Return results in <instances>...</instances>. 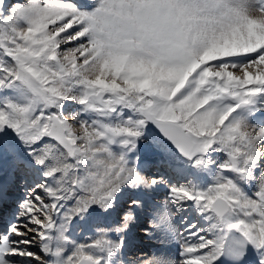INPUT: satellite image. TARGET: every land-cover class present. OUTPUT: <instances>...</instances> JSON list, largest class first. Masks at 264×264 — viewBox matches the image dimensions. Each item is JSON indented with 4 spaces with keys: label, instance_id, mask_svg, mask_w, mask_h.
Returning <instances> with one entry per match:
<instances>
[{
    "label": "snow or ice",
    "instance_id": "obj_1",
    "mask_svg": "<svg viewBox=\"0 0 264 264\" xmlns=\"http://www.w3.org/2000/svg\"><path fill=\"white\" fill-rule=\"evenodd\" d=\"M0 264H264V0H0Z\"/></svg>",
    "mask_w": 264,
    "mask_h": 264
}]
</instances>
